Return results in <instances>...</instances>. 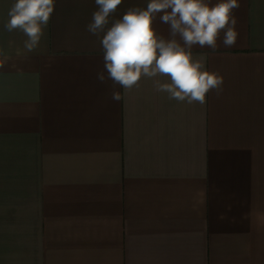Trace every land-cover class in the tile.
<instances>
[{
  "label": "crops",
  "instance_id": "0c3cea01",
  "mask_svg": "<svg viewBox=\"0 0 264 264\" xmlns=\"http://www.w3.org/2000/svg\"><path fill=\"white\" fill-rule=\"evenodd\" d=\"M14 2L0 0V264H264V0H238L234 46L223 30L192 46L223 80L204 104L157 91L168 77L114 87L86 29L95 0H55L31 51L5 28ZM147 3L123 0L108 26ZM153 28L170 38L159 15Z\"/></svg>",
  "mask_w": 264,
  "mask_h": 264
},
{
  "label": "clouds",
  "instance_id": "9594fccd",
  "mask_svg": "<svg viewBox=\"0 0 264 264\" xmlns=\"http://www.w3.org/2000/svg\"><path fill=\"white\" fill-rule=\"evenodd\" d=\"M122 2L95 0L97 10L86 26L90 34L100 38L107 79L114 87L131 89L141 77L161 76L170 82L155 80L156 90L167 93L171 100L204 104L210 90L215 89L217 96L221 94L222 78L194 61L191 48L199 45L214 50L222 30L223 45L234 46L238 34L233 10L239 8L238 0H218L214 4L211 0H148L146 7H130L121 18L112 19L109 27L110 18ZM54 7L55 0H15L8 10L5 28L9 32L22 31L27 37L25 47L31 51L38 46ZM157 15L169 25V39L154 30ZM97 79L105 82L103 71ZM120 98L114 91L112 99Z\"/></svg>",
  "mask_w": 264,
  "mask_h": 264
}]
</instances>
